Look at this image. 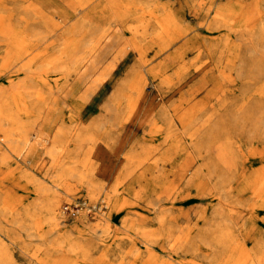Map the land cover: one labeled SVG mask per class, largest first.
<instances>
[{"label":"rangeland","instance_id":"rangeland-1","mask_svg":"<svg viewBox=\"0 0 264 264\" xmlns=\"http://www.w3.org/2000/svg\"><path fill=\"white\" fill-rule=\"evenodd\" d=\"M92 2L99 18L61 23L62 1L0 0V264H42L44 239L13 222L8 194L58 199L59 264H264V28L245 20L249 0ZM167 16L179 29L161 30ZM89 38L74 54L103 39L101 61L79 80L62 47ZM134 70L144 96L137 76L113 105ZM191 108L187 131L178 115Z\"/></svg>","mask_w":264,"mask_h":264},{"label":"bare ground","instance_id":"bare-ground-1","mask_svg":"<svg viewBox=\"0 0 264 264\" xmlns=\"http://www.w3.org/2000/svg\"><path fill=\"white\" fill-rule=\"evenodd\" d=\"M59 1H62L65 5V8H66V9H64L58 13H57V11L56 12L54 11L55 13H57L59 15L61 23L67 21L69 18H72L74 15L76 16L79 13L80 14L83 13L85 15H88L92 18V20H94L95 17L99 18L103 14V11H104L101 8L104 5L99 4V3L94 5L92 2L93 0H59ZM194 1L195 0H183V2H184L183 4L185 5L188 3H194ZM45 2L42 1L40 3L45 4ZM263 3H264V0H249V2L247 4L246 9H247L248 14L247 15L245 14V16H246L245 20H247L249 24L251 23L253 30H255L254 26L256 25V23H261V27L264 28V10L262 9ZM42 4H40V5H42ZM115 6H118V5H115ZM27 8L30 12H32V10L30 9L29 6ZM39 10L35 11V15H37L40 18L45 17V19L47 18V20H50L54 24H56V22L53 21V18L51 15L49 16L45 11H43L40 8H39ZM115 17H117V19H115L113 21L114 25L113 24L111 25L112 26L110 28L111 33H113V31L114 32L117 31L122 26V24L120 23V21L118 19L117 13H115ZM247 17H249V18H247ZM160 23H161V26H160L161 30L170 31L171 28H175V27L179 29V24H178L177 20H175L169 16H167L162 21H160ZM87 24H89L88 28L90 29V31H93V29L95 28L94 24L93 23L91 24V20L86 21L84 17L81 18V22L79 23L78 28L82 29V28L86 27ZM256 31H258V30L256 29ZM105 32H108V31H103V33H102V36L104 37V38L103 37L102 38L104 39V41H106V39L108 38L107 35L105 36ZM103 39H98L91 50L86 51L83 55L81 54L80 56H76L74 54L76 52L75 50H77L80 46H86V45L90 46L92 43L91 38H89L86 42H84L82 44H81V42L80 43H77V42L74 43L72 41H67L64 43V45L62 47V53H63L62 55H67L69 58L68 59L69 67L67 69L69 71L71 70V71L75 72V74L78 75L79 80L87 77L88 74L90 73V71L96 69L97 66L100 64L101 58L100 57H94V52H95L94 50L99 46L100 42L103 41ZM11 41H13V40H11ZM106 45H110V41L106 42ZM168 46H169V43L164 44L163 48H167ZM103 50L104 49H102V51ZM102 53L104 54L105 52H102ZM61 60H62V57H61ZM259 63H261V62H259ZM239 72H240V74H242L241 70ZM146 73L151 75L150 72H146ZM137 76L140 78V82L138 84L137 94L139 96H144L145 78L143 77V74H138L137 71L134 70L129 74V76L121 84V86H119L117 93L115 94L114 99L112 100L113 105L117 104V102H120L121 99H125L128 96H130L129 94H126L124 91L126 90L129 92L131 85L133 84V81ZM153 76L154 75H152V77ZM107 109H109V108L107 107ZM115 110H116V112L119 111L117 106L115 107ZM107 111H109V110H107ZM195 111L196 110L194 108H191L190 110L184 111V112L180 113V115H178L179 122L183 125V127L187 131H189V127H191V125H192L193 116H194ZM149 112H148V114H149ZM160 117L166 122V124L170 128L173 126L174 119H173L172 115H170V112L167 109L162 108V110L160 112ZM50 120H51V118L47 119V117H46L45 121H44V125H45L47 130L50 128H53L52 126H50ZM99 126H100V122H96L93 124L92 128H93V130H96V129H99ZM85 131L86 132L84 133V135H81L77 139L76 143H77V146L79 149L82 147L84 142H86L88 140H93L92 136L89 135V134H91V135H93V134L88 132L87 129ZM58 134L59 133H57L58 140H60L59 139L60 136ZM189 134L193 135L192 133H189ZM38 135H40V134H38ZM38 135H36V136H38ZM24 142L26 143L25 140H24ZM10 143H12L11 137H10ZM34 149H35V146L34 145L31 146L30 152ZM50 153L52 154V152H50ZM184 166L185 167L187 166L186 163L181 165V168L182 167L184 168ZM77 176H79L81 178V175H77ZM37 188L40 190L43 189V187H40V186ZM161 199L162 198H159V201ZM58 202L59 201L56 197L45 198L41 194H37L35 196H32V198H31V196H13V197H10V194H8V196L5 199L6 213L10 214V211H11L13 214H15L13 222L16 223L17 225L21 226L25 230H30V231L33 230L34 232L35 231L38 232V236L41 239H44V242L42 243V245L37 247L32 253V256L39 259L42 264H59L60 263L59 261L54 259L59 254L57 244L59 242L60 231L63 229L61 226V223L59 221V218H58V212H57ZM224 207H226V206H224ZM111 217H112V215H111ZM32 224H36L38 226L35 229H32V227L30 226ZM42 224L48 225V228L46 231H42L43 230V227H41ZM0 230H1V227H0ZM8 236H10V234H8ZM11 236L14 237L13 235H11ZM188 238L189 237L183 239V241H186ZM208 245H212V242L210 241L208 243ZM71 251L72 252L77 251L75 246H71ZM29 252H30V250H29ZM40 253H42V254H40ZM214 255H215L214 257H216V258L218 257V250H215Z\"/></svg>","mask_w":264,"mask_h":264},{"label":"built area","instance_id":"built-area-1","mask_svg":"<svg viewBox=\"0 0 264 264\" xmlns=\"http://www.w3.org/2000/svg\"><path fill=\"white\" fill-rule=\"evenodd\" d=\"M83 203L82 202H77V203H73V204H66L62 211L64 214L69 215V216H75L80 209L83 207ZM89 212L92 211V208L89 207L88 209Z\"/></svg>","mask_w":264,"mask_h":264}]
</instances>
